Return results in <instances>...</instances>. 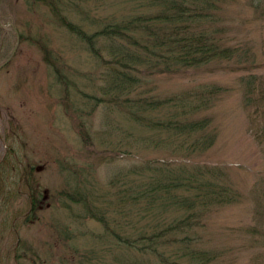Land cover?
<instances>
[{
	"label": "rangeland",
	"instance_id": "obj_1",
	"mask_svg": "<svg viewBox=\"0 0 264 264\" xmlns=\"http://www.w3.org/2000/svg\"><path fill=\"white\" fill-rule=\"evenodd\" d=\"M48 1L0 0V264H128L75 194L110 210L117 188L110 181L127 174L133 152L98 159L90 150H132L123 137L130 123L116 112L118 97L101 101L103 61L55 20ZM140 2L60 4L92 32ZM218 27L237 56L184 77L156 74L142 91L162 97L202 83L222 87L202 113L216 139L192 160L221 169L232 200L205 214L195 235L213 264H264V0H225ZM145 155L182 159L164 149ZM34 184L44 196L36 219L27 217Z\"/></svg>",
	"mask_w": 264,
	"mask_h": 264
},
{
	"label": "trees",
	"instance_id": "obj_2",
	"mask_svg": "<svg viewBox=\"0 0 264 264\" xmlns=\"http://www.w3.org/2000/svg\"><path fill=\"white\" fill-rule=\"evenodd\" d=\"M224 1L142 0L133 14L102 19L100 28L92 32L63 13L61 0L47 3L55 20L103 61L101 101L108 102L105 95L111 102L118 97L116 112L130 123L123 137L132 150L96 151L90 134L81 136L98 159L133 152L134 164L127 174L110 181L117 187L110 210L90 207L86 197L75 194V202H86L89 218L101 224L102 236L121 249L128 264H213V253L200 245L195 234L203 216L230 203L232 193L221 169L192 158L216 139L210 117L202 113L222 87L202 83L162 97L144 94L142 87L156 74L184 77L193 68L237 56L238 48L220 36ZM150 148L169 150L182 159L145 158ZM37 187L34 184L29 195L27 217L32 219L43 203Z\"/></svg>",
	"mask_w": 264,
	"mask_h": 264
}]
</instances>
